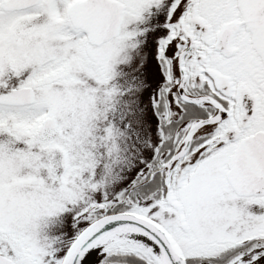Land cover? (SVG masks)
Here are the masks:
<instances>
[{
	"label": "snow or ice",
	"instance_id": "1",
	"mask_svg": "<svg viewBox=\"0 0 264 264\" xmlns=\"http://www.w3.org/2000/svg\"><path fill=\"white\" fill-rule=\"evenodd\" d=\"M0 264H264V0H0Z\"/></svg>",
	"mask_w": 264,
	"mask_h": 264
}]
</instances>
